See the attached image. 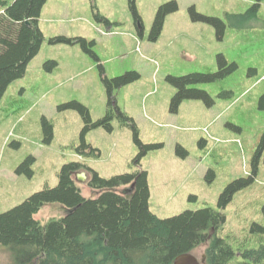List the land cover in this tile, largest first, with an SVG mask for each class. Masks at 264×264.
I'll return each mask as SVG.
<instances>
[{
  "label": "rangeland",
  "instance_id": "obj_1",
  "mask_svg": "<svg viewBox=\"0 0 264 264\" xmlns=\"http://www.w3.org/2000/svg\"><path fill=\"white\" fill-rule=\"evenodd\" d=\"M134 1L142 29L128 0H47L43 5L40 50L0 99V213L57 186L61 167L76 162L86 174L93 170L102 178L144 170L148 207L158 218L212 208L226 217L224 233L242 241L252 222L264 226V0ZM165 3L177 9L165 15L152 40L155 15ZM210 19L224 24L221 35ZM57 36L93 41L106 79L133 75L125 84H112L111 131L97 127L84 136L94 157L77 153L83 122L66 105L79 102L93 121L101 119L108 108L107 87L96 61L79 45L49 43ZM218 56L227 64L223 75ZM187 76L199 79L186 90L207 93L211 105L186 98L171 108L178 91L172 80ZM115 106L132 119L141 143L155 148L137 159L140 148ZM42 120L52 127L49 143ZM237 180L243 185L219 205L225 188ZM76 183L84 198L98 196L86 181ZM118 192L129 194V187ZM69 212L59 203H45L34 218L45 225ZM244 246L252 247L248 241ZM204 248L192 252L198 261ZM0 264H15L3 245Z\"/></svg>",
  "mask_w": 264,
  "mask_h": 264
},
{
  "label": "trees",
  "instance_id": "obj_2",
  "mask_svg": "<svg viewBox=\"0 0 264 264\" xmlns=\"http://www.w3.org/2000/svg\"><path fill=\"white\" fill-rule=\"evenodd\" d=\"M46 1L13 0L7 3L0 0V99L10 83L24 76L28 63L40 50L44 36L38 27V19ZM128 6L136 26L142 29L135 1L128 0ZM176 9L175 4L171 3L159 6L150 39L157 38L165 15ZM94 15L106 25H111L107 19ZM209 22L216 26L217 35H221L224 24L216 19ZM49 43L79 45L96 62L99 61L91 49L94 42L82 37L57 36L50 38ZM226 65L222 56H218L219 75L225 73ZM98 68L108 93L105 116L93 121L89 110L81 103L74 101L66 105L76 110L83 122L81 144L76 151L79 155L92 157L97 154L94 148L85 143V134L97 127L111 131L110 122L115 117L112 84H125L133 80V75L129 73L114 81L108 80L103 77L104 70L100 63ZM197 79L199 77L187 76L172 80L178 91L171 101V108H176L186 98L202 99L207 105L212 104L207 93L186 90V84ZM114 108L121 125L128 126L133 132L134 142L140 148L137 159L156 147L142 144L132 119L116 106ZM42 122L44 140L49 143L52 127L49 122ZM177 153L180 154L178 149ZM184 155L185 152H182ZM86 170L80 163L64 164L58 172L57 186L44 187L19 205L0 213V245L10 251L15 264H173L177 256L192 253L200 246H205V264H231L234 261V264H264L263 225L252 222L249 236L238 241L224 233L226 217L212 208L184 211L160 219L148 207V178L144 170L109 178H102L90 170L86 186L99 194L96 198L87 199L82 196L75 180L76 173H86ZM241 185V180L230 183L220 195L219 205L227 203L234 190ZM121 187H129V194L118 192ZM45 203H59L70 212L41 225L34 215ZM246 241L252 247L246 248Z\"/></svg>",
  "mask_w": 264,
  "mask_h": 264
},
{
  "label": "water",
  "instance_id": "obj_3",
  "mask_svg": "<svg viewBox=\"0 0 264 264\" xmlns=\"http://www.w3.org/2000/svg\"><path fill=\"white\" fill-rule=\"evenodd\" d=\"M86 178L87 176L84 172L75 174V180L84 182ZM173 264H205V256L203 255L201 260L198 261V259L192 253H185L177 256L174 259Z\"/></svg>",
  "mask_w": 264,
  "mask_h": 264
},
{
  "label": "crops",
  "instance_id": "obj_4",
  "mask_svg": "<svg viewBox=\"0 0 264 264\" xmlns=\"http://www.w3.org/2000/svg\"><path fill=\"white\" fill-rule=\"evenodd\" d=\"M98 57V56H97ZM98 59H99V57H98ZM97 63V65L100 63V59H99V61L98 62H96ZM101 64V63H100Z\"/></svg>",
  "mask_w": 264,
  "mask_h": 264
}]
</instances>
